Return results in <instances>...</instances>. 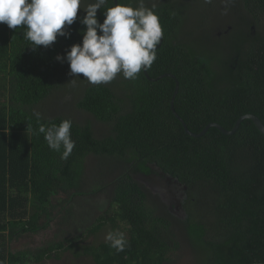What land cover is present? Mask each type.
Listing matches in <instances>:
<instances>
[{
  "label": "trees",
  "instance_id": "obj_1",
  "mask_svg": "<svg viewBox=\"0 0 264 264\" xmlns=\"http://www.w3.org/2000/svg\"><path fill=\"white\" fill-rule=\"evenodd\" d=\"M114 5L97 11L99 23ZM144 5L155 6L163 30L147 69L158 81L142 69L135 80L93 85L79 74L70 83L56 57L82 43L81 9L70 36L48 48L33 50L21 26L0 24V264L63 255L72 264H264V135L251 120L231 136L187 135L166 76L179 82L175 110L194 134L210 124L232 130L245 115L264 124V0ZM64 119L75 141L67 159L38 131ZM153 172L183 186L184 217L139 179ZM106 228L125 234L124 251L90 243ZM39 236L47 239L35 249L10 247Z\"/></svg>",
  "mask_w": 264,
  "mask_h": 264
},
{
  "label": "clouds",
  "instance_id": "obj_2",
  "mask_svg": "<svg viewBox=\"0 0 264 264\" xmlns=\"http://www.w3.org/2000/svg\"><path fill=\"white\" fill-rule=\"evenodd\" d=\"M107 2L95 0L84 6L83 0H0V24L10 29L21 26L24 38L34 45L33 50L37 46L48 48L58 37L70 36L65 28L76 22L81 9L86 13L79 20L85 26L80 32L82 43L72 45L65 57H56L66 60L69 75L75 77L70 83L80 79L79 74L93 85L108 84L118 74L135 80L142 69L147 71L156 60L157 46L163 36L159 17L155 6L146 7L144 0H137L135 7L117 2L102 12L105 19L101 24L97 11ZM111 2L114 4V0ZM33 115L37 121L41 119L39 112ZM71 128L72 121L64 119L59 125L40 124L38 131L50 149L60 152L63 148L61 158L67 159L75 147ZM105 240L118 252L124 251L128 243L125 234L118 230L108 232Z\"/></svg>",
  "mask_w": 264,
  "mask_h": 264
},
{
  "label": "water",
  "instance_id": "obj_3",
  "mask_svg": "<svg viewBox=\"0 0 264 264\" xmlns=\"http://www.w3.org/2000/svg\"><path fill=\"white\" fill-rule=\"evenodd\" d=\"M114 1H115V3L118 2V0H114ZM161 44H162V39H161L160 44L158 45V48L160 47ZM143 71H144V74L146 75V77L150 81H158L160 79V78L152 79V78L149 77L147 71H145V70H143ZM166 76L167 77H171V78H173L176 81L175 91H174L173 97L171 99V110H172L173 114L175 115V117L182 124V126L184 128V131H185V133L187 135H189V136H191L193 138H201L208 132V130L210 128H217L224 135L231 136V135H234L239 130L241 124L245 120H251L254 123L255 127L259 130V132L264 135V124L258 117L254 116V115H245V116L241 117L236 122V124H235V126H234V128L232 130H226L223 127H221L220 125H218V124H210L200 134L192 133L188 129V127H187L186 123L184 122V120L177 114V112L175 110V99H176V96H177V94L179 92V88H180L179 82L176 79V77H174L173 75H166ZM151 169L155 170L154 165L151 166ZM145 178H149L150 179V182L146 181V186L151 188L155 193L161 194L162 192H164V193L170 195V194H173V190L175 189L178 192V194H179V199L181 200V202L184 201V198L186 197L184 195L185 190H184L183 186L177 180H173L170 177H162L161 178L162 180H159L158 178H150V177H145ZM144 181H142V182H144ZM180 210L182 211V216L181 217H184L185 216L184 215L185 212H184L183 206H181Z\"/></svg>",
  "mask_w": 264,
  "mask_h": 264
},
{
  "label": "rangeland",
  "instance_id": "obj_4",
  "mask_svg": "<svg viewBox=\"0 0 264 264\" xmlns=\"http://www.w3.org/2000/svg\"><path fill=\"white\" fill-rule=\"evenodd\" d=\"M183 203V202H182ZM180 209V208H179ZM179 213V214H178ZM173 215L177 216V217H181L182 216V211H178V212H172ZM111 229L110 228H106L105 230H103L101 232V234H99L100 237H98L97 239H91L90 243H98V242H106L105 240V236L107 235L108 232H110ZM52 233L53 231H48L46 234H47V237H51L52 236ZM47 237L43 236V237H35L34 239H23L19 242H14L11 244V249L12 250H26V249H29V248H32V249H35L36 247L38 246H41L43 244V242L47 239ZM50 240V239H48ZM187 253V252H185ZM71 258L73 259V257L68 256L67 255H63L61 259H57V258H54L52 260H46L43 264H72L71 262ZM189 257H184V262H187L185 260H187ZM200 258V257H198ZM191 259H194V256H192ZM190 261H193V260H190ZM89 262V260H88ZM87 262V263H88ZM181 263V264H183ZM177 264H180V263H177Z\"/></svg>",
  "mask_w": 264,
  "mask_h": 264
},
{
  "label": "flooded vegetation",
  "instance_id": "obj_5",
  "mask_svg": "<svg viewBox=\"0 0 264 264\" xmlns=\"http://www.w3.org/2000/svg\"><path fill=\"white\" fill-rule=\"evenodd\" d=\"M155 167V170L157 169V171L159 172L160 170L156 167ZM163 173L161 174H156V172H153L149 175H145V174H142L139 176V179L141 181H144L143 183L146 185V181H149L150 182V179L149 178H145V177H150V178H158L159 180H162L161 178L163 177L162 176ZM148 187V186H147ZM149 188V187H148ZM150 190H152L151 188H149ZM153 191V190H152ZM154 192V191H153ZM155 193V192H154ZM157 195H161V199L168 204V206L170 207V211L171 212H178L180 209H181V206H182V202L181 200L179 199V194L178 192L174 189L173 190V194H166L164 192H162L161 194H158V193H155ZM180 208V209H179ZM181 211V210H180ZM179 214V213H178Z\"/></svg>",
  "mask_w": 264,
  "mask_h": 264
}]
</instances>
